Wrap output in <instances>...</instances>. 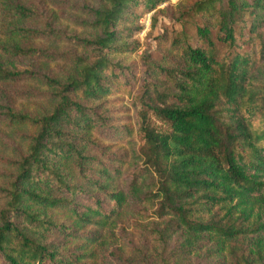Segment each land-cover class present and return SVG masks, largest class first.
I'll return each instance as SVG.
<instances>
[{"label":"trees","instance_id":"trees-1","mask_svg":"<svg viewBox=\"0 0 264 264\" xmlns=\"http://www.w3.org/2000/svg\"><path fill=\"white\" fill-rule=\"evenodd\" d=\"M164 1L85 3L77 33L65 0H0V264H95L131 203L154 217L134 264H264V0H195L143 57L136 168L96 137L139 11Z\"/></svg>","mask_w":264,"mask_h":264},{"label":"rangeland","instance_id":"rangeland-1","mask_svg":"<svg viewBox=\"0 0 264 264\" xmlns=\"http://www.w3.org/2000/svg\"><path fill=\"white\" fill-rule=\"evenodd\" d=\"M62 12L58 14L56 25L66 28L68 32H82V29L75 25V19L78 13L82 15L79 9L80 5L85 3H94L95 0H65ZM195 0H166L160 3L155 9L149 11H139L140 16L135 22L136 29L131 31V38L136 40L138 48L133 52L124 55L125 63H133L134 70L129 73H121L115 80V87L110 94V103L107 106V115L109 117L108 127L97 134L99 143L103 145L104 150L112 154H125L129 157L124 166V172H129L136 168L140 161L134 157L142 139L137 131V106L136 100L140 86L143 81L144 64L143 57L150 54L152 57H158L162 52H167L171 41V32L174 28L180 26V17L185 7L189 6ZM41 7L47 13L60 11L58 9V0H41ZM189 21H199V17L188 18ZM129 22L128 24H130ZM193 32L191 26L186 27ZM73 48L70 44H63L59 48ZM53 72L66 69V65L58 63L50 68ZM30 108L35 104L29 102ZM127 124L133 127L132 135H127L118 130L119 125ZM115 125V126H114ZM125 177V175H124ZM126 180H122L121 186ZM142 205L131 203L130 207L125 209L119 216L115 217L112 226L108 232L110 236L106 244L100 247V257L95 264H134L128 261L135 251L136 247L149 246L154 242L151 235L149 222L154 219L148 216L147 212H140ZM149 212L150 209L147 208ZM178 239L174 238V243ZM128 258V259H127Z\"/></svg>","mask_w":264,"mask_h":264}]
</instances>
